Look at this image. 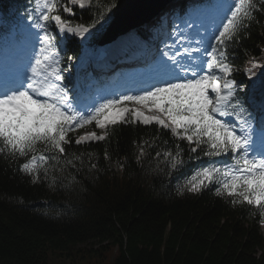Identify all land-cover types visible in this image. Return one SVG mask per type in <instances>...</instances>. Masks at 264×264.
<instances>
[{
  "label": "snow or ice",
  "instance_id": "6c2138e0",
  "mask_svg": "<svg viewBox=\"0 0 264 264\" xmlns=\"http://www.w3.org/2000/svg\"><path fill=\"white\" fill-rule=\"evenodd\" d=\"M73 6L95 7L92 22L73 24L65 18V13L75 16ZM113 7L111 0H32L31 9H25L29 29L35 31H30L31 54L21 70L0 79V156L23 159L19 171L33 184L49 182L51 187L56 183L51 171L75 169L81 159L66 155L73 143L70 133L76 145H90L107 141L117 126L155 125L174 138L173 148L156 152L172 171L186 163L180 142H186L196 160L201 154L208 158L179 185V195L214 188L232 204L258 209L264 223V115L254 127L256 117L245 106L255 107L259 89L264 114V61H248L245 85L237 81L240 69L230 60L250 25L264 16V0H219L209 25L193 28V22L182 20L183 27L176 25L168 34L172 43L165 42L156 70L141 87L97 94L81 104L80 87L71 76L77 57L60 49L57 37L70 33L85 40L97 24L103 27L101 21L111 18L107 14ZM249 93L252 97L245 100ZM144 145L152 146L149 141L139 146L137 162L145 155ZM104 157L111 160L107 150Z\"/></svg>",
  "mask_w": 264,
  "mask_h": 264
},
{
  "label": "trees",
  "instance_id": "16d2710c",
  "mask_svg": "<svg viewBox=\"0 0 264 264\" xmlns=\"http://www.w3.org/2000/svg\"><path fill=\"white\" fill-rule=\"evenodd\" d=\"M28 1L0 0V8L19 17ZM73 9L75 16L63 14L73 24H90L96 13L95 7ZM257 21L230 56L240 69L238 82L249 56L264 61V16ZM5 28L0 25V34ZM104 31L96 32L91 44ZM82 45L86 43L70 35L63 50L77 56ZM72 139L66 155L81 159L75 161V169L51 171L50 179H56L51 187L49 182L33 184L21 173L23 159L0 156V264H60L52 254L80 259L76 264H264L258 209L232 204L230 198L218 197L214 188L177 193L208 160L202 154L196 160L186 142H180L186 163L172 171L156 152L173 148L174 138L155 125L117 126L107 141L90 145H76ZM144 141L152 146L144 145L145 155L137 162ZM105 150L111 160L104 157ZM87 242L89 248H76Z\"/></svg>",
  "mask_w": 264,
  "mask_h": 264
},
{
  "label": "water",
  "instance_id": "95a60500",
  "mask_svg": "<svg viewBox=\"0 0 264 264\" xmlns=\"http://www.w3.org/2000/svg\"><path fill=\"white\" fill-rule=\"evenodd\" d=\"M169 0H119L105 39L150 21ZM102 40V42L105 41Z\"/></svg>",
  "mask_w": 264,
  "mask_h": 264
},
{
  "label": "rangeland",
  "instance_id": "374dc122",
  "mask_svg": "<svg viewBox=\"0 0 264 264\" xmlns=\"http://www.w3.org/2000/svg\"><path fill=\"white\" fill-rule=\"evenodd\" d=\"M215 1V0H214ZM219 2V0H216V3H218ZM206 5H208L207 6V8H208V11H210L211 13H210V15L211 16H213L214 17V15H215V12H214V8H213V6L212 5H209V4H206ZM196 10H191V15H189V19H186V20H188V21H190V22H193V25L192 26H194L195 25V21H196V19H195V17H194V15L193 14H196ZM200 13H202L203 12V10H200L199 11ZM109 17H111L110 19H107V17H106V22L105 21H103V23L104 24H107L108 22H110L112 19H113V12L109 15ZM198 17H199V15H197V19H198ZM175 22H176V25H182V23H181V20H179L178 18L175 20ZM162 23V22H161ZM163 24V23H162ZM183 26V25H182ZM30 31H35V29H29V27H26L25 28V30H24V32H30ZM133 34V33H132ZM133 38H134V40L136 41L137 40V36L136 35H134L133 36ZM129 42V39H127V37H125L124 39H122L121 41H119L118 42V44L119 45H122V44H125V43H128ZM21 47H22V44L20 45ZM142 50H144V49H142ZM87 55L89 54L88 52L86 53ZM1 57H3V56H1ZM67 75V74H66ZM125 79H127V74H123V76H122V78L119 76L118 78H117V80H116V82H118V86H120L121 85V83H123L124 82V80ZM118 80H120V82L118 81ZM94 83L95 82H98V80H94L93 81ZM115 82V83H116ZM247 84L249 83V81L247 80V82H246ZM246 84V85H247ZM116 85V84H115ZM114 87H116V86H114ZM107 90H105V92H106ZM256 93H257V97L258 98H260V94H259V89H257L256 90ZM95 96V95H94ZM254 111L256 112V109H253V114H254ZM261 117V116H260ZM260 119H255L254 121H253V124H254V127H259V124H258V121H259ZM74 136H75V134H74ZM256 137L254 136V139H255ZM263 232H264V226H263ZM91 246V244L89 243V242H87V243H82V244H79V245H77V247L76 248H79V247H90ZM51 259L54 261V262H57V263H60V264H76V263H78V262H80L79 260L80 259H77V262L76 261H74L73 260V257H71V256H57V255H54V254H52L51 255Z\"/></svg>",
  "mask_w": 264,
  "mask_h": 264
},
{
  "label": "bare ground",
  "instance_id": "6f19581e",
  "mask_svg": "<svg viewBox=\"0 0 264 264\" xmlns=\"http://www.w3.org/2000/svg\"><path fill=\"white\" fill-rule=\"evenodd\" d=\"M135 31H136V30H132V31L126 33V35H125L123 38H121L119 41H121V40L124 39L125 37H127V39H129V38L132 36V33L135 34ZM121 36H122V35H121ZM119 41H115V42H119ZM128 43H129V42H128ZM128 43H125V44H122V45H127ZM138 46H139V44H138ZM77 63H78V62L75 61V63L73 64V66H74L75 64H77ZM135 82H137V80H135Z\"/></svg>",
  "mask_w": 264,
  "mask_h": 264
}]
</instances>
